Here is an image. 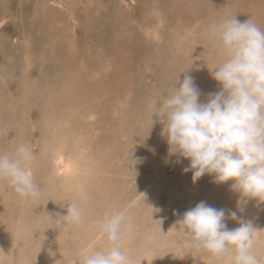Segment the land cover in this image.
I'll return each instance as SVG.
<instances>
[{
  "label": "rangeland",
  "instance_id": "obj_1",
  "mask_svg": "<svg viewBox=\"0 0 264 264\" xmlns=\"http://www.w3.org/2000/svg\"><path fill=\"white\" fill-rule=\"evenodd\" d=\"M233 16L264 30V0H0V154L30 147L25 166L41 192L33 200L0 181V264H77L82 254L107 250L113 242L98 221L113 210L126 216L119 244L131 264H230L227 255L193 247L176 222L204 201L223 205L225 224L236 228L228 213L247 219L237 209L240 194L233 181L216 184L205 174L193 182L183 172L189 161L169 154L166 116L152 102L185 75L202 102L220 90L211 72L224 56L210 27ZM63 134L66 150L80 138L87 144L82 156L95 167L78 190L65 187L52 161ZM73 202L81 222L61 226L56 214ZM244 207L260 229L252 247L260 260L264 202Z\"/></svg>",
  "mask_w": 264,
  "mask_h": 264
},
{
  "label": "clouds",
  "instance_id": "obj_2",
  "mask_svg": "<svg viewBox=\"0 0 264 264\" xmlns=\"http://www.w3.org/2000/svg\"><path fill=\"white\" fill-rule=\"evenodd\" d=\"M210 36L224 56L211 72L220 90L208 93L202 102L193 77L185 75L165 99L152 103L166 116L169 154L177 156V163L181 158L189 161L183 172L191 171L193 182L205 174L218 184L233 181L230 188L240 194L237 206L243 211L249 199L264 202V30L233 16L211 25ZM32 160L25 144L11 154H0V181L7 180L20 196L38 200L41 192L25 167ZM82 212L77 203L67 204L66 214H56L57 223L78 224ZM228 216L239 226L229 229L225 209L201 201L176 224L195 248L218 258L227 255L230 264H259L252 247L260 229L238 218L236 211ZM98 225L112 246L82 254L77 264H131L119 244L127 227L124 212H107Z\"/></svg>",
  "mask_w": 264,
  "mask_h": 264
},
{
  "label": "bare ground",
  "instance_id": "obj_3",
  "mask_svg": "<svg viewBox=\"0 0 264 264\" xmlns=\"http://www.w3.org/2000/svg\"><path fill=\"white\" fill-rule=\"evenodd\" d=\"M214 1V0H213ZM217 1V0H216ZM58 5H60L59 3H57ZM115 7V6H114ZM215 9V8H214ZM223 18V17H222ZM61 20V19H60ZM200 22H202V21H200ZM0 23H1V21H0ZM193 23V22H192ZM205 24V23H204ZM207 25V24H206ZM206 25H203V26H206ZM207 27V26H206ZM208 28V27H207ZM147 29V28H146ZM205 30H206V28H205ZM156 31V30H155ZM154 31V32H155ZM178 32V31H177ZM62 33H65V32H62ZM207 34V33H206ZM205 34V35H206ZM155 35V34H154ZM157 35V34H156ZM210 39V38H209ZM69 40V39H68ZM53 42V41H52ZM202 42V41H201ZM207 42V41H206ZM58 43V42H57ZM66 43V42H65ZM50 46V45H49ZM186 49V48H185ZM216 49V48H215ZM201 50V49H200ZM215 54V53H214ZM211 55V54H210ZM212 56V55H211ZM209 57V56H208ZM105 60V59H104ZM210 61V60H209ZM214 61V60H213ZM221 61H223V60H221ZM211 63V62H210ZM209 63V64H210ZM100 64V63H99ZM103 64H105V63H103ZM125 65V64H124ZM207 65H208V63H207ZM112 66H114V65H112ZM28 67V66H27ZM215 68V67H214ZM213 68V69H214ZM99 70H100V68H99ZM112 75V74H111ZM216 84V83H215ZM218 84V83H217ZM57 85V84H56ZM219 87V86H218ZM221 87V86H220ZM204 88V87H203ZM213 88H214V86H213ZM213 91H214V89H212ZM211 91V90H210ZM217 91H219V90H217ZM202 94V93H201ZM127 95V94H126ZM125 95V96H126ZM124 96V97H125ZM49 98H50V96H48ZM73 97V96H72ZM70 99V98H69ZM117 99V98H116ZM203 99V98H202ZM205 99V98H204ZM45 100V99H44ZM62 100V99H61ZM60 101V100H59ZM63 101V100H62ZM48 105V104H47ZM65 105V104H64ZM68 107V106H67ZM134 108V107H133ZM48 109V108H47ZM60 112V111H59ZM67 112V111H66ZM69 112V111H68ZM158 113V112H157ZM158 115V114H157ZM141 117V116H140ZM158 117V116H157ZM156 117V118H157ZM84 118V117H83ZM86 119V118H85ZM151 119V118H150ZM87 122V121H86ZM151 122V121H150ZM152 124V123H151ZM63 125V124H62ZM64 126V125H63ZM82 127V126H81ZM94 127V126H93ZM90 129V128H89ZM20 136V135H19ZM63 136H64V134H63ZM62 135L61 136H59L58 137V139H59V141L57 142V143H55V145H54V147H53V154H52V161L54 162V165H55V169L57 170V171H59V172H61L62 173V179H64V180H66L67 182H68V184L67 185H65V187L66 188H68V190H78V189H80V185H81V181H80V177L81 176H83V178L84 177H86L85 175L86 174H88L89 172H91L90 171V168H92V167H94L93 166V164H89L88 162V160H87V157H85V156H82V154H83V152L86 150V146L85 145H87V144H84V143H82L81 141H82V139L80 138V139H78L77 141H76V149H74V150H66L64 147H63V145L66 143V140L67 139H65L66 137L64 136L63 137ZM25 137V136H24ZM45 138V137H44ZM47 138V137H46ZM49 139V138H48ZM18 140V139H17ZM45 140V139H44ZM50 140H45V142L47 143V142H49ZM55 140H51V142L53 143ZM31 143V142H30ZM44 143V142H43ZM46 145H48V144H46ZM48 148H50V147H48ZM26 168H27V166H25ZM95 168V167H94ZM155 168V167H154ZM28 170H29V168H27ZM96 171V170H95ZM100 172V171H99ZM95 173V172H94ZM53 176V175H52ZM57 176V175H56ZM100 176V175H99ZM88 177V176H87ZM90 177V176H89ZM85 179V178H84ZM102 180V179H101ZM87 181V180H86ZM104 182V181H103ZM82 183H85V180H83L82 179ZM58 184V183H57ZM102 184V183H101ZM217 184V183H216ZM222 185V184H221ZM84 186H86V184H84ZM213 186V185H212ZM212 186H210V187H212ZM214 186H216L215 184H214ZM226 186V185H225ZM88 187V186H87ZM226 187H228V186H226ZM84 188V187H83ZM82 188V189H83ZM222 188L224 189V187L222 186ZM229 189V188H228ZM160 191V190H159ZM225 191V190H224ZM5 192V191H4ZM10 192H11V190H10ZM10 192H8V193H10ZM226 192V191H225ZM230 192V191H229ZM7 193V192H6ZM210 193V192H209ZM233 193V192H232ZM4 195H5V193H3ZM2 194V195H3ZM227 194V193H226ZM221 195V194H220ZM224 194H222V196H223ZM229 195V194H228ZM210 196V195H209ZM238 196V195H237ZM5 197V196H4ZM215 197H216V195H215ZM231 197V196H230ZM6 198V197H5ZM222 198V197H221ZM225 197H223L222 199H224ZM234 198V197H233ZM226 199H227V197H226ZM226 199H224L225 201H226ZM237 199H238V197H237ZM212 200V199H211ZM251 201H253L254 199H250ZM214 201V200H213ZM230 201V200H229ZM228 201V202H229ZM234 201V200H233ZM2 202V201H1ZM10 202V201H9ZM212 202V201H211ZM220 203H222L221 201H219ZM235 202V201H234ZM234 202H230L231 204H232V207H231V210L233 209V204H234ZM250 202V201H249ZM213 203V202H212ZM219 203V205L221 206L222 204H220ZM226 203V202H225ZM236 203V202H235ZM252 202H250V203H248L247 205H249V204H251ZM254 203V202H253ZM256 203V202H255ZM258 203V202H257ZM236 205H237V203H236ZM18 206V205H17ZM231 206V205H230ZM244 206V205H243ZM4 207V206H3ZM14 207V206H13ZM32 207V206H31ZM221 207H223L222 209H224V206L222 205ZM251 206H249V208H250ZM258 207V206H257ZM9 208V207H8ZM217 208V207H216ZM219 209H220V207H219ZM237 209H238V206H237ZM243 209H245V211H244V214L243 215H245L244 217H247V219L246 220H248L249 219V217L247 216L248 214L246 213V208L244 207ZM251 209V208H250ZM7 209L5 208V211H6ZM4 211V212H5ZM24 211V210H23ZM22 211V212H23ZM233 211H236V209L235 210H233ZM249 211V210H248ZM227 212V211H226ZM237 212V211H236ZM253 212H255V211H253ZM2 213H3V210H2ZM19 213V212H18ZM238 213V212H237ZM257 213V212H256ZM5 214V213H4ZM2 215V214H1ZM226 215H227V213H226ZM8 217V216H7ZM228 217V216H227ZM239 217V216H238ZM9 218V217H8ZM227 219V218H226ZM5 220V219H4ZM252 220H254V219H252ZM256 220V219H255ZM259 220V219H258ZM8 221V220H7ZM226 221V220H225ZM235 221V220H234ZM227 222V221H226ZM231 225V224H230ZM7 227V226H6ZM235 227H236V225H235ZM229 228V227H228ZM169 229V228H168ZM230 229V228H229ZM9 230V229H8ZM3 231V230H2ZM169 231H170V229H169ZM55 232V231H54ZM169 233V232H168ZM55 234V233H54ZM41 243V242H40ZM88 244V243H87ZM39 246V245H38ZM17 247H18V245H17ZM21 247V246H20ZM177 250V249H176ZM36 253V252H35ZM202 253V252H201ZM200 253V254H201ZM40 255V254H39ZM225 257V256H224ZM226 258V257H225ZM199 259V258H198ZM216 259V258H215ZM53 261V260H52ZM214 261V260H213ZM259 261V264H264V254H263V257L260 259V260H258ZM54 262V261H53ZM201 263V262H200ZM210 263V262H209ZM216 263V262H215ZM219 263V262H218ZM217 263V264H218ZM226 262H224V264H225ZM227 264V263H226Z\"/></svg>",
  "mask_w": 264,
  "mask_h": 264
}]
</instances>
